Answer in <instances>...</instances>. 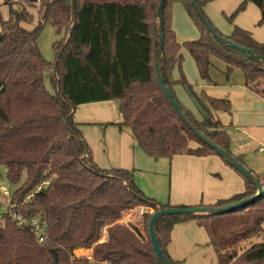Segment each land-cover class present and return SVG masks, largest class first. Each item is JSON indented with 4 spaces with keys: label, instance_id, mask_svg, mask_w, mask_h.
Returning a JSON list of instances; mask_svg holds the SVG:
<instances>
[{
    "label": "trees",
    "instance_id": "obj_1",
    "mask_svg": "<svg viewBox=\"0 0 264 264\" xmlns=\"http://www.w3.org/2000/svg\"><path fill=\"white\" fill-rule=\"evenodd\" d=\"M159 1L42 0L38 25L27 31L21 24L31 22L30 13L12 9L14 3L6 0L9 18L0 21V167L12 189L15 211L44 222L48 236L44 245H38L33 234L18 227L10 213L0 212V264H158L148 231L152 214L141 215L140 227L123 219L135 209L156 213L170 207L146 197L135 185L133 171L99 168L74 121V112L80 105L118 101L122 120L118 126L129 128L149 158L171 161L179 155H216L182 122L159 85L155 72ZM174 1L183 5L200 37L182 44L176 41L166 0L159 63L163 82L196 130L247 168L242 157L231 154L229 137L211 114V110L229 111V102L199 97L183 77L174 80L172 71L181 65L180 51L185 49L199 78L209 83L210 58H217L225 63L227 76L234 69L241 70L245 87L264 100V64L216 41L190 0ZM204 2L197 0L201 8ZM248 3L260 12L258 24L264 23V0H242L229 19L244 11ZM45 23L61 36L53 44V63L42 58L37 46ZM225 38L264 58V44L249 32L234 27L232 35ZM50 70L51 92L44 82ZM181 84L207 114L205 120H196L178 102L174 86ZM193 140L199 144L196 150L188 145ZM238 174L245 182L244 191L212 207L256 195V188ZM255 177L263 194L230 214L160 218L154 232L163 256L171 264H179L167 253L171 232L175 225L193 221L205 230L218 264H264V241L238 253L240 243L260 236L263 230L264 179ZM78 249L91 250L90 258L75 257Z\"/></svg>",
    "mask_w": 264,
    "mask_h": 264
},
{
    "label": "rangeland",
    "instance_id": "obj_2",
    "mask_svg": "<svg viewBox=\"0 0 264 264\" xmlns=\"http://www.w3.org/2000/svg\"><path fill=\"white\" fill-rule=\"evenodd\" d=\"M10 1L14 3L12 9H25L30 13L32 16L31 22L23 23L21 26L27 31L34 30L40 19L39 6L28 4L25 0ZM241 2L242 0H205L202 10L213 29L221 36H231L234 27H238L249 32L258 43L264 44V23L258 24L261 16L256 6L248 3L244 11L237 13L232 20L229 19ZM175 3L174 0H169L171 11ZM178 6L183 7L181 4ZM9 13L10 7L6 0H0V21H6L9 18ZM189 23L191 24L178 23L179 26L177 25L178 27L175 29V38L179 44L197 40L200 37L195 24L190 21ZM60 38L61 36L56 35L55 29L50 23L43 25L37 39V46L42 58L47 63L54 62L53 44ZM180 54L182 55V62L180 66L173 69L172 78L179 80L183 77L200 97L201 89L199 85L201 82L196 65L185 49H181ZM212 59L213 68L210 70L212 81L220 85L224 84L222 90H233L236 95H232L234 105L231 104V112L223 113V116L218 119L229 137V150H231L232 155L242 156L247 168L255 170L259 179H264V157L256 151L259 147H264V100L254 93L256 95L254 96L255 100L248 97L247 95H250L251 92L248 90L246 96L242 94L246 90L239 88L244 84V75L241 70L234 69L227 76L225 63L217 58ZM50 73L51 70L45 74L44 82L47 90L51 92L52 89L48 79ZM177 87L178 93H175V95L178 102L196 120L203 121L205 113L188 88L182 84ZM83 114L84 109L82 108L77 112L76 119L83 118ZM212 117L214 121L217 120L216 117ZM78 129L91 152L93 161L99 168L133 171L135 185L145 196L154 199L160 205H165L172 195L180 193V185L186 182L184 178H190L189 175H186L188 171L183 165L182 159L194 161V158L183 157L174 161L171 160L172 162L166 159L153 160L138 148L136 142H134L135 144H125L124 140L119 141V132L112 126L102 128L100 126L79 125ZM241 139L242 142H240ZM188 145L194 150L199 147L196 140L190 141ZM204 153H207V151L204 150ZM2 188L12 190L7 184L4 168L0 167V189ZM0 202H4L1 197ZM0 212H3L1 204ZM146 212L153 213L151 209L139 208V214L135 212L125 223L140 227L142 224L141 215ZM227 224H230V222ZM145 235L147 236V234ZM262 241H264V225L260 236L239 244L238 253L246 250L252 244ZM171 242L172 249L183 258L180 264H218L217 256L209 245V238L205 230L194 222L189 221L175 225L171 232Z\"/></svg>",
    "mask_w": 264,
    "mask_h": 264
},
{
    "label": "crops",
    "instance_id": "obj_3",
    "mask_svg": "<svg viewBox=\"0 0 264 264\" xmlns=\"http://www.w3.org/2000/svg\"><path fill=\"white\" fill-rule=\"evenodd\" d=\"M177 4L179 5L181 3L179 2L175 3V5L172 6V11H171V29L173 32H175L176 27L179 26L178 23L189 25L191 24L189 23V21L192 22L189 16L187 15L185 9H183L184 7H180ZM196 31L198 35L200 36L197 28H196ZM212 60L213 59L211 57L209 77H210V70L213 68ZM200 82H201L199 85L201 89L200 97L204 98L205 96H207L210 98L226 100L229 102L230 108H231V104L234 105L233 100H232V95L234 96L236 95L234 94L235 92L233 90H227V91L222 90V85L224 84L220 85V84L213 82L211 77H210L209 83L204 82L201 79H200ZM177 86L179 85L174 86L175 93H178ZM239 88L241 90H243V88L246 90V91L244 90L245 92L242 93L244 96H246L248 89L245 87V80H244L243 86ZM247 96L255 100L254 96L256 95L250 92V95H247ZM228 99H230L231 101ZM118 106H119L118 101H106V102H98V103L80 105L75 109L74 121L78 125H86V126L92 125V126H100L102 128H108V126H112V128H115L119 132V135H118L119 141L124 140L125 144L126 143L135 144L134 142L136 141L133 138L131 131L128 130L129 128L118 126V124L122 122L121 115L118 111ZM82 108L84 109V114H83L84 117L77 120L76 114ZM227 112H231V111L230 110L229 111L211 110L212 116L216 117L217 119H220L219 117H222L223 113H227ZM206 118H207V114L205 113V119ZM233 155L234 157H242L237 154H233ZM183 157L195 159L194 161H189V159H187L188 161H185V159H182L183 160L182 163L188 171L186 172V175H189L190 178L188 177L184 178L186 179V182L183 185H180L181 192L180 193L178 192L175 195H172L168 203L165 204L166 206H169V207H199V206L212 207L217 201L229 199L233 195L242 193L244 191L245 182L243 178L234 169L228 166L217 155L209 154L204 157H192V156H187V155H179V156H175L172 159V161L178 158H183ZM247 169H250V168H247ZM250 171L253 173V175L255 176L257 175L255 170L250 169ZM135 212L138 213L139 209H135L134 211L131 212V214L127 215L123 219L124 222H127V220L131 218ZM190 222H193V221H190ZM105 239H106V236L104 235L102 242L105 241ZM75 252H78V253L75 254ZM75 252H74V255L77 258H82V257L90 258V255H91V250L78 249V250H75ZM167 253L173 261L179 264L183 260L180 254L172 249V242L171 244L168 245Z\"/></svg>",
    "mask_w": 264,
    "mask_h": 264
},
{
    "label": "water",
    "instance_id": "obj_4",
    "mask_svg": "<svg viewBox=\"0 0 264 264\" xmlns=\"http://www.w3.org/2000/svg\"><path fill=\"white\" fill-rule=\"evenodd\" d=\"M166 0H160L159 5L157 8V18L159 23V44L158 48L155 53V72L157 75V79L159 82V85L165 94L167 100L169 101L170 105L173 107L176 114L179 116V118L182 120L183 123H185L188 128L195 134V136L202 141L206 146H208L218 157L225 160L230 164V166L235 169L238 173H240L247 181H249L257 190L256 195L253 197H250L246 200L237 202L235 204L226 205L224 207H170L166 209H159L156 213H152V217L149 221L148 225V231L150 235V240L153 247V252L155 259L158 264H171L162 254L156 235L154 232V226L156 222L165 216H195V215H210L213 217L227 215L232 213L233 211L245 207L251 203H253L255 200H257L262 194H263V187L259 180L253 175L252 172H250L249 169L245 168L243 165H241L236 159H234L230 154L219 148L217 145H215L212 141L208 140L204 136H202L196 128L191 124L188 119L185 117L184 113L181 111L179 105L174 100L173 96L170 94L169 90L165 86L163 79L160 74L159 70V63H160V57L161 52L163 48V8L165 5ZM191 5L195 9L200 21L204 25L205 29L210 33V35L218 42L222 43L223 45L235 49L237 51H240L242 53L253 55L254 57L258 58L263 64H264V58L261 57L256 52L243 48L236 43L228 40L227 38L221 36L218 34L212 27V25L209 23L207 17L205 16L202 8L197 3V0H190Z\"/></svg>",
    "mask_w": 264,
    "mask_h": 264
},
{
    "label": "built area",
    "instance_id": "obj_5",
    "mask_svg": "<svg viewBox=\"0 0 264 264\" xmlns=\"http://www.w3.org/2000/svg\"><path fill=\"white\" fill-rule=\"evenodd\" d=\"M19 2L22 0H13ZM34 4L40 5L42 0H32ZM242 142V139L240 140ZM256 151L264 157V147H259ZM0 197L4 202H0L3 212L10 213L12 220L16 222L18 227L28 229L34 236L38 245H44L47 242V225L38 218H25L15 211V206L11 202V192L7 188L0 189Z\"/></svg>",
    "mask_w": 264,
    "mask_h": 264
}]
</instances>
